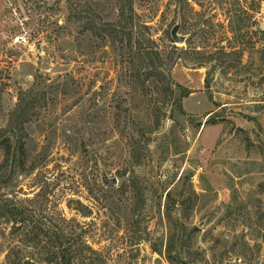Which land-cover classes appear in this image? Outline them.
Here are the masks:
<instances>
[{
  "label": "rangeland",
  "instance_id": "374dc122",
  "mask_svg": "<svg viewBox=\"0 0 264 264\" xmlns=\"http://www.w3.org/2000/svg\"><path fill=\"white\" fill-rule=\"evenodd\" d=\"M223 1L0 0V264H264V0Z\"/></svg>",
  "mask_w": 264,
  "mask_h": 264
},
{
  "label": "trees",
  "instance_id": "16d2710c",
  "mask_svg": "<svg viewBox=\"0 0 264 264\" xmlns=\"http://www.w3.org/2000/svg\"><path fill=\"white\" fill-rule=\"evenodd\" d=\"M130 2V0H129ZM222 2H224L222 0ZM240 0H231L228 2V6H225V9L223 10V16L226 20L228 31L232 33V36L236 35H242L243 31H241L242 27V21H244L246 18H251L255 12L258 11L259 8V1L258 0H249L248 5H240ZM246 23V22H245ZM104 28H101L103 30H113V28L109 27L110 24H103ZM143 26L145 24H142ZM246 25L244 24L243 27ZM154 54H158L156 51ZM157 59L159 60L158 63H151L150 68L148 70V75L152 77L154 81H156L160 87H161V94L163 96L164 100H169V103H173V107L169 108L168 110H175L179 113H184V110L181 106L180 98L185 95L188 90L179 84L178 82L173 81L166 75V72L163 69H160L159 66L163 64L162 61H160V57L157 55ZM199 64L204 63L198 62ZM175 91H177L176 95L174 96ZM171 97V98H170ZM156 121L158 119L156 118ZM6 140V151L9 149L10 140L9 136L5 137ZM14 207V206H13ZM16 208V207H14Z\"/></svg>",
  "mask_w": 264,
  "mask_h": 264
},
{
  "label": "water",
  "instance_id": "95a60500",
  "mask_svg": "<svg viewBox=\"0 0 264 264\" xmlns=\"http://www.w3.org/2000/svg\"><path fill=\"white\" fill-rule=\"evenodd\" d=\"M170 35H171V37H172V39L174 41L180 42V41L183 40V36L176 32V26H173L170 29ZM102 181L105 182V183H114L115 182V178L103 176L102 177Z\"/></svg>",
  "mask_w": 264,
  "mask_h": 264
},
{
  "label": "built area",
  "instance_id": "2783aa9c",
  "mask_svg": "<svg viewBox=\"0 0 264 264\" xmlns=\"http://www.w3.org/2000/svg\"><path fill=\"white\" fill-rule=\"evenodd\" d=\"M27 42V35L25 31L17 32L10 36L9 43H25Z\"/></svg>",
  "mask_w": 264,
  "mask_h": 264
}]
</instances>
